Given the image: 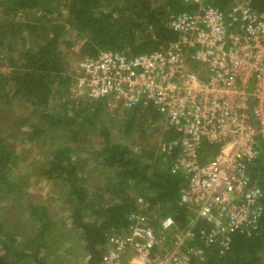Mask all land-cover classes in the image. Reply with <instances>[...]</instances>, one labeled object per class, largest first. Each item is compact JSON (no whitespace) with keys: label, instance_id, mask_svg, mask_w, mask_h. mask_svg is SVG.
<instances>
[{"label":"trees","instance_id":"16d2710c","mask_svg":"<svg viewBox=\"0 0 264 264\" xmlns=\"http://www.w3.org/2000/svg\"><path fill=\"white\" fill-rule=\"evenodd\" d=\"M249 4L264 10V0ZM182 9V0H0V264H51L61 235L47 206L30 199L28 176L16 172L17 138L32 144L58 134L36 174L59 190L67 224L62 234L73 228L86 264H99L106 237L130 227L135 197H142L155 232L159 218L170 216L179 228L190 221L179 204L186 178L170 171L174 152L159 148L177 132L152 107L127 109L75 90L79 58L162 51L178 39L167 22ZM16 103L20 109L12 115ZM87 133L100 141L79 156ZM216 148L202 144L200 152L205 158ZM250 175L263 191L257 229L234 234L224 254L204 247L203 261L193 264H264V147ZM71 247L62 246L59 264H68Z\"/></svg>","mask_w":264,"mask_h":264},{"label":"built area","instance_id":"2783aa9c","mask_svg":"<svg viewBox=\"0 0 264 264\" xmlns=\"http://www.w3.org/2000/svg\"><path fill=\"white\" fill-rule=\"evenodd\" d=\"M214 1L182 0L187 9L167 22L178 39L162 51H104L76 62L77 94L152 107L177 132L159 148L174 152L170 171L186 178L179 204L192 214L184 228L159 218L155 232L135 197L130 227L106 237L99 264H193L204 247L224 254L234 234L257 229L263 191L250 166L264 147V10ZM202 144L215 154L203 158Z\"/></svg>","mask_w":264,"mask_h":264},{"label":"rangeland","instance_id":"374dc122","mask_svg":"<svg viewBox=\"0 0 264 264\" xmlns=\"http://www.w3.org/2000/svg\"><path fill=\"white\" fill-rule=\"evenodd\" d=\"M73 50L76 52L77 47L73 46ZM72 59H75V56H71L70 60ZM18 109H20L19 104H14L12 109V115H16V110ZM23 129L25 130V128ZM57 137L58 134L56 136L54 135V140H52L50 134H47V136H42L38 140H35L32 144H28L22 141L21 138H17L18 140H20L21 143H16V147L20 152V162L18 163V168L16 172L26 174L28 176L26 191L28 192L30 199L35 202L43 203L47 206V208L51 211L52 215L55 218L56 226L54 228V231L56 233H61V235H56L59 236V240L55 241L57 246L54 248H59L52 251L50 263L59 264V260L63 257L62 255L64 254V252L62 251V246L66 247L72 245V254L69 258H65V260L68 261V264H86L87 257L80 256L82 250L81 247H79L77 234L73 231V228L72 230H68L69 232L66 233V235L62 234L65 233L67 224L66 213L63 211V208L61 206V200L59 199V190L54 191L47 182L39 180L36 174L37 165L42 162L44 156L47 154V149L51 148L53 141H57ZM99 141V138L95 137L90 133H87V136H83L81 142L78 145V155L82 156V154L85 153L83 151L90 148L91 146L95 148ZM102 182H105V178L102 179ZM0 206H4V203H0ZM0 214H2L1 209ZM73 259H76V263Z\"/></svg>","mask_w":264,"mask_h":264}]
</instances>
